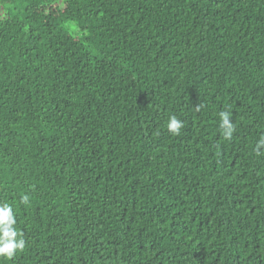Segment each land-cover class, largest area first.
<instances>
[{"label": "trees", "instance_id": "16d2710c", "mask_svg": "<svg viewBox=\"0 0 264 264\" xmlns=\"http://www.w3.org/2000/svg\"><path fill=\"white\" fill-rule=\"evenodd\" d=\"M261 137L264 0H0V264H264Z\"/></svg>", "mask_w": 264, "mask_h": 264}, {"label": "clouds", "instance_id": "9594fccd", "mask_svg": "<svg viewBox=\"0 0 264 264\" xmlns=\"http://www.w3.org/2000/svg\"><path fill=\"white\" fill-rule=\"evenodd\" d=\"M200 105L196 106L199 110ZM219 127L223 132L224 138L231 140L235 131L234 124L231 120L229 111H221L219 113ZM185 127L184 121L178 119L175 115L168 118L166 129L173 136H179L181 129ZM264 146V137L257 142V148ZM29 197L24 195L21 197V203H27ZM16 218L13 213L12 206L8 203H0V258L11 259L19 250L25 247V241L21 237V233L14 227Z\"/></svg>", "mask_w": 264, "mask_h": 264}]
</instances>
